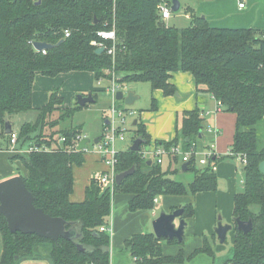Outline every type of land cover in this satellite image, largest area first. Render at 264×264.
Listing matches in <instances>:
<instances>
[{
    "label": "trees",
    "instance_id": "16d2710c",
    "mask_svg": "<svg viewBox=\"0 0 264 264\" xmlns=\"http://www.w3.org/2000/svg\"><path fill=\"white\" fill-rule=\"evenodd\" d=\"M36 1L0 0V136L6 137V120L35 111L34 121L23 123L17 131V148L44 145L51 151L14 155L10 160H20L25 168L26 176H18L33 196L34 206L51 217L61 218L65 230L73 229L79 237L54 242L35 235L11 234L0 215V264H110V237L99 228L109 223L115 194L131 196L128 210L136 213L153 209L154 199L160 196L189 197L217 190L216 174L193 165V160L186 170L193 179L183 184L173 179L181 170L177 157L169 159L163 169L164 163L142 157L141 150L135 153L127 149L116 155V173L133 167L130 176L115 185L112 193L92 179L83 201L71 202L72 169L83 164L84 153L65 149L81 129L59 125L69 122L81 107L62 108L56 91L50 93L42 107H32L34 77L52 78L69 72L91 73L97 82L110 79L113 73L121 85L148 83L166 97L176 93L170 82L172 74L188 72L198 92H207L222 111L232 113L235 130L229 151L246 157L242 191L233 197L232 219L250 220L252 229L247 234L233 230L232 254L225 264H264V174L258 169L264 161V144L259 141V125L264 124V33L213 28L188 7L187 27L165 25L156 9L161 0ZM111 29L116 35L113 55L106 52L112 44L97 36L99 31ZM64 31L69 32L68 37ZM34 41L61 43L42 54L32 48ZM93 41H102L105 50L97 54ZM54 114L59 116L51 119ZM202 122L197 109L184 111L177 118L174 139L156 141L155 145H180L183 150L192 144L197 146ZM135 127V137H142L148 146L143 125L137 123ZM61 138L65 139V149L56 148ZM227 158L232 157L222 156L214 161ZM183 208L184 219L191 218V205ZM215 241V234L203 236L201 246L187 258L182 251L174 256L164 255V242L178 243L157 239L153 233L132 235L124 241V249L133 264H183L198 254L208 256L215 264Z\"/></svg>",
    "mask_w": 264,
    "mask_h": 264
},
{
    "label": "crops",
    "instance_id": "0c3cea01",
    "mask_svg": "<svg viewBox=\"0 0 264 264\" xmlns=\"http://www.w3.org/2000/svg\"><path fill=\"white\" fill-rule=\"evenodd\" d=\"M178 1L180 4L179 9L182 8L185 10L187 7L191 8L195 15L204 18L209 26L213 28L252 29L264 33V0ZM239 4H243V7L239 8ZM186 16L190 19V14ZM170 18L164 22L167 24ZM170 82L174 85L176 90L178 89L182 94L189 93L185 101H179L177 104L178 109L182 112L197 109L201 114L203 119V130L197 147L204 149L212 145L216 155H220L221 157L225 156L233 142L235 116L232 113L222 111V109L218 107V103L207 92H198L194 78L190 73H174L172 74ZM133 94L136 96L135 92H133ZM176 96L181 98L179 94ZM161 100L162 105L173 103V101H168L171 99ZM213 110L214 113H211ZM140 117L141 114L139 115V118ZM6 121L10 123L11 131L17 133L19 128L13 127L12 119L9 118ZM176 121L177 120H175V129ZM138 122L139 119H134L131 122V126L135 127ZM104 124H106V120H104ZM142 125L146 131V126L144 124ZM208 128L215 131L217 130L218 134L213 132L208 133ZM5 136L6 137L0 136V181L18 176V173L21 174V176H26V170L21 161L18 159L13 161L10 160L16 154L10 151L7 144L8 135ZM174 137L175 132L172 133L171 129L166 132L158 131L154 138L149 136V139L150 141L151 139L154 140V149L156 147V141L166 143L172 141ZM129 146L130 144L127 147H121L120 151L129 149ZM145 147H148L147 152L149 153L153 150L149 145H142L140 149L141 152H146ZM88 150L89 149L83 152V164L79 167H73L72 169L73 190L69 197L71 202H82L86 187L89 186L92 179L95 180L99 176L93 175V172L99 171L98 173L101 174L105 170L100 161V157L95 152L90 153ZM148 154L145 158H148ZM148 159L154 161V158ZM167 161H169L168 158L164 160V164L161 166L163 169L167 167ZM234 162L227 158L217 163V170L215 172L217 177V190L215 192H199L189 197L160 196L157 198L153 209L150 211L131 213L128 210V203L131 196L126 194L114 195L111 200V211L108 223L112 231L109 236L110 264H133L132 258L124 249V241L135 234L152 233L151 223L158 217V210L169 213L176 207H184L188 204L191 205L193 210L192 217L185 219L187 227L184 231L183 243L177 245L163 243L162 252L166 256H174L179 251H182L185 258H187L193 251L201 246L203 236L209 237L214 234L213 230L217 223V215L219 214L222 216V224L226 223L232 225L233 197L237 192L234 184L237 165L236 163L234 164ZM173 168L175 167L173 166ZM180 171L181 170L178 172ZM181 173L184 172L181 171ZM219 250V246H215V255ZM197 256H199L198 260H200L199 258L204 255L198 254ZM209 261L213 263L211 258H209Z\"/></svg>",
    "mask_w": 264,
    "mask_h": 264
},
{
    "label": "rangeland",
    "instance_id": "374dc122",
    "mask_svg": "<svg viewBox=\"0 0 264 264\" xmlns=\"http://www.w3.org/2000/svg\"><path fill=\"white\" fill-rule=\"evenodd\" d=\"M170 14L171 18L167 22L169 26H174L176 28H185L188 26L189 19L186 16L187 14L185 13V10L181 8L176 12L171 11ZM163 23L167 25L166 22L163 21ZM110 87L111 82L109 79L97 82L93 74L88 72H69L65 74H59L58 76L52 78L37 75L36 77H34L32 83V107H41L48 100L47 96H49L51 92L56 91L57 95L62 100V108L70 109L75 107L77 95L86 96L88 93H91L94 97V102L87 104L86 106L75 111L71 120L64 125H59V127L65 128L67 126H70L72 128H80V135L85 136L90 140V143L87 144V148L89 149L88 152L94 153L92 141L101 136L104 126V120H106L109 116V111L112 105V95L110 93ZM118 89V92H122L124 95L131 91L135 92L137 96V99L130 106H126L123 101H119L116 99L114 100L116 110H125L126 113H129L130 111L133 112V114L131 116H127L126 119L127 132L125 135V141L116 143V148L119 151L121 147H127L129 144L131 146L132 141L136 138V127L131 126V122L134 119H139L138 123L144 124L146 126V131L144 130L146 135L148 136L150 134L149 136L153 138L156 136V133L158 131L166 132L172 129V133L175 132V120H177V118L182 113V111L178 109L177 104L179 103V101L186 100V98L189 96L188 92L186 94H182L177 89L175 95L166 97L160 90L151 89L148 83H127L118 85ZM177 94L181 95V98L177 97ZM161 99H171L168 101H173V103L162 105ZM211 113H214V110L211 111ZM140 114L141 117L139 118ZM58 116L59 114H54L51 119H56ZM34 118L35 111L18 114L11 117L14 128H19L20 125L25 122L32 123L34 121ZM259 141L261 144H264V124L259 125ZM153 144L154 140L151 139L150 141L149 139V146L151 147V149H153ZM147 157L153 159V156L150 154H148ZM228 159L232 160V162L235 161L234 164L236 163L237 165L234 184L237 191L236 193H239L242 191L243 187V167H241V165L235 159ZM98 172L99 171H94L93 175H100V173ZM173 179L183 184H188L192 181L193 174L190 172L181 173L180 171L173 176ZM161 211L158 210L157 216ZM218 219H220L222 222L221 214L217 215V222ZM215 242V246H219L220 249L215 255V264H225L227 259H229L232 254L233 232L230 231L227 234L226 240L223 244H219L217 239ZM198 257L199 256H195L194 258L185 260L183 264H212V262L210 263L208 256H201V258H199L200 260H198ZM21 264L44 263L28 261Z\"/></svg>",
    "mask_w": 264,
    "mask_h": 264
},
{
    "label": "water",
    "instance_id": "95a60500",
    "mask_svg": "<svg viewBox=\"0 0 264 264\" xmlns=\"http://www.w3.org/2000/svg\"><path fill=\"white\" fill-rule=\"evenodd\" d=\"M171 1V11L176 12L179 10V1ZM40 0L36 1L39 4ZM96 22V21H95ZM49 44L43 41L32 42V48L36 52L43 50H51L58 46ZM97 54L103 52V48H97L95 50ZM115 99L123 101L126 106H130L136 100L133 92H128L124 95L122 92H117ZM94 98L91 93L86 96L77 95L76 105L78 107H84L87 104L93 103ZM5 135L11 133V125L8 121L4 123ZM201 137V133L199 134ZM98 140L94 139L92 142L95 144ZM188 142V140H186ZM90 143L88 138H83L77 147V151H84L87 144ZM145 141L142 137H136L129 151L138 153L141 146ZM148 151V147H145ZM258 169L261 174H264V161L259 163ZM187 163L181 165V171L186 172ZM134 172V168L118 173L115 176V185L119 186L121 182ZM34 198L30 192L26 189L23 179L20 176H14L0 181V215L4 218L7 230L9 233H20L24 235H35L39 238L49 239L56 242L59 238L67 241L75 240L79 237L75 230H65V221L58 217H51L45 214L41 209L36 208L33 204ZM184 208H174L169 213L161 211L156 219L151 223L152 233L157 239H164L167 241L175 240L178 244L183 243L184 231L187 227V223L183 217ZM238 229L243 234H247L252 229V222L241 221L238 218L233 219V224H222L218 219L214 228V234L219 244H223L226 240L227 234L234 229Z\"/></svg>",
    "mask_w": 264,
    "mask_h": 264
},
{
    "label": "built area",
    "instance_id": "2783aa9c",
    "mask_svg": "<svg viewBox=\"0 0 264 264\" xmlns=\"http://www.w3.org/2000/svg\"><path fill=\"white\" fill-rule=\"evenodd\" d=\"M239 8L243 7V4L238 5ZM158 15L162 21H167L171 17V1L170 0H161V2L156 7ZM64 36L68 37L69 32L64 31ZM97 36L105 42H110L112 46L110 48H106L102 41H93L92 46L97 48H103V51L106 48V52L109 55L114 54V43L116 40V35L113 29L99 31ZM46 50L41 51L42 54H45ZM111 87L110 93L112 95V105L109 111V116L106 119V124L103 126L102 134L99 138H97V142L94 144L92 143V147L94 152L100 157V161L103 164L105 170L95 179V182L99 187L102 189L108 190L109 192H113L115 187V176H116V165H117V158L116 155L119 150L116 148V143L124 142L125 135L127 132L126 128V119L127 116H131L133 114L132 111L126 113L125 110H116L115 108V95L118 92V85H121L115 81V77L113 73H111L110 77ZM128 114V115H127ZM207 132H213L218 134V131L212 130L210 128L207 129ZM85 138V136L78 135L73 140L71 146L65 149L63 147V142L65 141L64 138L59 139L56 148L58 149H65L68 152H80L77 151V147L79 142ZM8 145L9 149L12 153L16 155H29V153L35 152H49L51 148L46 147L44 145L41 146H30L26 149H18L17 145V133L12 132L8 135ZM87 145L84 151H87ZM82 151V152H84ZM149 152L142 151V157H146ZM153 156L154 161L157 164H162L165 159H171L173 157H177L178 159V166L184 163L189 164L193 160V165H196L200 168H207L211 172H216L217 170V163L218 161H214L219 159L221 156L216 155L214 152V147L212 145L205 147L204 149H200L196 146V144H192L188 150H183L180 145L170 146L169 148H165L162 145L156 146L151 153ZM225 156H230L232 159H235L241 167L246 165V157L240 154H233L229 150ZM210 159L213 162H210ZM157 198L154 199V203H156ZM100 232L106 233L109 236L111 235V228L107 226H102L99 228Z\"/></svg>",
    "mask_w": 264,
    "mask_h": 264
}]
</instances>
